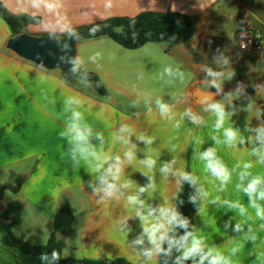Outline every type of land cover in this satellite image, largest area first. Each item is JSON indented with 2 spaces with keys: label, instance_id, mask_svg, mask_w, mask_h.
I'll return each instance as SVG.
<instances>
[{
  "label": "crops",
  "instance_id": "obj_1",
  "mask_svg": "<svg viewBox=\"0 0 264 264\" xmlns=\"http://www.w3.org/2000/svg\"><path fill=\"white\" fill-rule=\"evenodd\" d=\"M0 6L14 16L29 18L20 30L34 36L66 37L67 33L59 31L62 24L77 32L108 18L135 17L147 11L185 14L195 28L191 39L173 46L167 55L149 47L152 43L138 48L144 51L124 71L129 80L125 76L118 78L105 58L104 62L101 60L104 69L94 62L89 70L81 67L98 75L107 90L102 95L80 78L58 69H46L9 50L7 43L14 34L0 16V188L15 174L24 178L19 192H4L0 213L12 201L21 203V222L11 228L15 237L33 245L45 244L54 230L53 219L60 204L67 199L79 224L71 233L60 236L62 259L74 260L70 264H85L82 260L159 264L161 256L146 261L131 243L140 234L141 225L135 209L127 203V196L146 185L151 176L155 190L141 198L153 207H177L185 183H178L179 177H164L159 171L163 163L174 159V168L197 177V187L202 186L208 193L206 199L200 198L193 213L192 230L204 237L209 247L214 246L225 255L230 254L233 246L242 245L241 251L232 257L233 264H264V255L257 259L264 253V221L257 219L248 207V197L237 191L241 169L235 167L250 162L253 175H264V165L250 155L257 145L247 138L255 133L246 130L264 124V55L240 51L238 46V33L246 28L260 33L264 42V0H60L53 12L33 8L31 0H0ZM220 57H226L228 64H223ZM169 67L173 69L172 76L164 72ZM206 68L224 73L219 95L209 85ZM177 70L183 73L182 80ZM230 73L234 75L229 79ZM238 85H242L240 92L236 91ZM207 93L223 102L227 111L234 112L224 127L239 129L244 144L230 148L212 139L217 136L223 141V130L215 131V117L204 111L201 101ZM121 94L134 104L121 101ZM71 96L81 100L77 110L93 130L91 144L97 150L102 148L109 158L120 156L122 172L118 184L132 181L130 187L120 188L122 195L118 194V198L101 200L102 193L93 191L99 187V173L93 171V162L79 155L74 161L73 145L60 135L71 116L65 105ZM157 99L172 107L171 119L161 117ZM250 102L253 107L248 110ZM189 108L203 118L202 123L194 124L188 117L182 119ZM122 125L133 130L130 137L119 132ZM96 133H102L103 139H97ZM140 135L150 137L152 143L138 140ZM118 136H125L130 143L125 145ZM131 145H135V159L127 161L124 152ZM209 147L217 149V155L232 171V180L223 190L199 158ZM147 157L157 162L150 172L141 163ZM217 197L219 201L212 203ZM223 200H239L248 209L247 214L241 216L237 210L222 206ZM228 221L232 226L240 222L243 231L225 229ZM8 223L9 220L0 218V264H57L49 254L28 255L5 245ZM249 227L258 237L255 244L244 239ZM176 255L175 252L174 258ZM42 256L48 259H41Z\"/></svg>",
  "mask_w": 264,
  "mask_h": 264
},
{
  "label": "clouds",
  "instance_id": "obj_2",
  "mask_svg": "<svg viewBox=\"0 0 264 264\" xmlns=\"http://www.w3.org/2000/svg\"><path fill=\"white\" fill-rule=\"evenodd\" d=\"M31 5L33 8L39 9L41 7L47 9L49 12L55 11L60 6V0H31ZM111 6L110 3L108 5ZM59 31L62 33H67L69 38H75L78 34L74 29L68 24H62L59 26ZM95 28L92 29L94 33ZM50 35H53L50 33ZM135 35V34H134ZM58 40V37H54ZM62 52H67L70 50V45L63 44L61 46ZM39 57V54H37ZM100 56L96 53L91 59L95 61L96 58ZM61 62H66L72 65L71 71L76 73L79 71L81 66V59L76 56L62 55L60 58ZM223 64H228V59L226 57H220ZM43 66V62L41 61ZM206 75L210 78L209 85L216 89V95L222 92V82L224 73L221 71H214L212 68H206ZM165 74L172 76L173 69L165 68ZM181 80L183 79V73L177 70V73ZM234 75V73L229 74V79ZM242 85H238L236 91L240 92ZM229 96L231 93L228 94ZM204 105V111L211 113L215 117L214 129L219 132L223 130V141L217 136H213L212 139L216 144L223 143L228 147H235L238 143L244 144L245 138L240 135V131L234 127H224L225 121L229 119L234 112H229L226 110V105L215 99L214 95L207 93L204 95V99L201 101ZM65 105L66 110L71 111V116L69 122L67 123L66 130L61 132L62 137H67L68 141L72 147V159L75 161L77 155L85 161H91L93 171L99 173L98 183L99 187L94 188L93 191L97 194H101V200L105 198H118L120 193V188L130 187L132 181H125L122 185L118 184L120 180V175L122 172L121 158L116 156L114 158L107 157L101 148H97L91 144V138L93 136L92 128L84 123L83 113L77 110L81 105V100L76 96H71L66 99ZM75 106V107H73ZM156 106L159 109L161 117L171 119L172 118V107L164 103L163 101L157 99ZM253 107L250 102L247 106L248 110ZM183 117H188L190 121L194 124H200L203 122V118L192 111L191 108L186 109L183 113ZM179 127V124L176 125ZM248 131L254 132V136H249L247 141L249 143H255L257 146L251 149L250 155L256 158V162L264 165V124H261L252 129H246ZM120 133L127 134L130 137L133 134V130L128 125H122L119 129ZM97 139L102 140L103 134L96 133ZM118 139L122 140L125 145L130 143L128 138L125 136H118ZM138 140L143 141L147 144L152 143L150 137L140 135L137 137ZM135 145H131L129 150L124 152V157L127 161H132L135 159ZM200 160L204 162L205 170L211 174L216 180L220 182L221 190L229 184L232 180V171L223 162V160L217 155V149L215 147H209L199 154ZM111 159V162H109ZM141 163L150 172L156 165V160L147 157L141 161ZM176 161L173 159L171 161L165 162L160 166V173L164 177L169 175L174 177H179V182L188 183L195 189V194L190 196V202L196 203L200 198H207L208 193L203 189L202 186L197 187V177L189 172L177 170L174 168ZM107 164L108 167L105 168L104 165ZM236 168L241 169L238 174L239 182L236 184L237 191L243 192L248 197V207L254 210L255 217L261 221H264V175L256 174L250 171L253 164L250 162H245L243 164L235 165ZM149 182L138 187L135 194L127 196V203L135 209V217L139 219L141 225V232L135 239L131 242L133 245L137 246L140 250V254L145 258L146 261H152L155 257H172L175 251L178 255L175 256L173 264H185L187 261H192V264H233L232 257L236 256L242 248V245L233 246L230 249V254L225 255L219 249L209 247L204 239V237L196 234L195 230H190V221L185 217L175 206L164 204L157 207H153L147 204L141 196L145 193L155 190V184L152 177H148ZM246 181V183H245ZM219 197L211 201L212 203H217ZM222 206H227L229 210H237L241 216L247 214L248 209L239 200H223ZM126 226V221H125ZM232 227V230L236 233L243 231V225L237 222L234 226L231 225V221L225 223L224 228L228 229ZM264 227V225H261ZM177 229H182L183 234H178ZM131 232V229H128ZM257 235L251 227L248 228L244 235V239L255 244L257 240ZM264 255L261 253L257 256ZM52 260H58L59 255L57 252L53 251L51 253ZM41 259H48L47 256H42ZM167 264V261H165Z\"/></svg>",
  "mask_w": 264,
  "mask_h": 264
},
{
  "label": "trees",
  "instance_id": "obj_3",
  "mask_svg": "<svg viewBox=\"0 0 264 264\" xmlns=\"http://www.w3.org/2000/svg\"><path fill=\"white\" fill-rule=\"evenodd\" d=\"M0 16H2L12 28L13 34H21V26L29 21L26 17H17L10 14L6 9L0 6ZM96 31L93 33L92 29ZM82 30L88 31L86 38L96 39L108 37L114 40L122 47L134 50L144 46L147 43H166V52H170L172 47L187 42L194 35L195 28L193 20L182 13L167 12H143L135 17H113L87 26ZM135 34V35H134ZM68 75L75 76L92 85L100 94L106 95L107 91L97 74L79 69L76 73L71 70L65 72ZM24 178L20 175H13L11 180L0 188V199L6 190L15 193L19 192ZM195 194V189L188 183H185L178 196L177 209L189 219L190 230H192V216L200 204V199L196 203L190 202V196ZM21 203L12 201L6 209L0 213V218L9 220L7 224V234L3 238V243L10 247H16L28 255H44L53 251L57 252L59 259L55 260L57 264H70L74 262L71 259H62L61 252L63 242L60 236L71 233L79 224L77 216L72 211L69 200L65 199L53 219L54 230L45 244L33 245L23 239H18L12 232V226L19 225L21 222ZM178 234H183L182 229H177ZM174 253L172 257L161 256L159 264H173ZM85 264H118L116 262L90 261L82 260ZM187 261L185 264H190Z\"/></svg>",
  "mask_w": 264,
  "mask_h": 264
},
{
  "label": "water",
  "instance_id": "obj_4",
  "mask_svg": "<svg viewBox=\"0 0 264 264\" xmlns=\"http://www.w3.org/2000/svg\"><path fill=\"white\" fill-rule=\"evenodd\" d=\"M76 33L78 35L75 38H69V36L58 38L59 42L54 37L21 33L9 39L7 48L18 56L36 64L41 65L42 61L43 67L46 69H58L67 72L72 65L61 62L59 58L62 55L76 57L78 44L88 36V31L86 30H80ZM63 44L70 45V50L66 53L61 50ZM37 54H39V57ZM195 95L196 97L200 96L198 92Z\"/></svg>",
  "mask_w": 264,
  "mask_h": 264
},
{
  "label": "rangeland",
  "instance_id": "obj_5",
  "mask_svg": "<svg viewBox=\"0 0 264 264\" xmlns=\"http://www.w3.org/2000/svg\"><path fill=\"white\" fill-rule=\"evenodd\" d=\"M167 44L166 43H152L149 47H152L154 50L160 49L163 51L164 55H167V52L165 53V48ZM145 49V48H143ZM144 50H129L122 46H120L118 43H116L114 40L105 37L101 39H84L82 40L77 47V56L81 59L82 63L80 66L85 67V70H89V68L92 66V63L100 64L99 66L103 68L101 65V60L105 58V60H108L111 62L110 64L115 68L112 70L114 74H117L118 78H122L125 76V69L126 67H130V64L132 61L134 62V59L139 58V55ZM96 53H99L100 56L93 61L91 58L95 56ZM103 60V62L105 61ZM124 67V68H123ZM104 69V68H103ZM129 80V76H125ZM83 81V80H82ZM102 82V81H101ZM85 85L90 86L92 85L86 81H83ZM103 84V83H102ZM104 85V84H103ZM127 86H130L129 84ZM105 87V86H104ZM93 91L98 93L94 88ZM107 91V90H106ZM99 94V93H98ZM115 95H118V93H114ZM119 96V95H118ZM118 98V97H117ZM121 101H128V105L134 104L132 102L131 98H126L122 94L119 98ZM137 106H141V104H136ZM135 108V105L133 106ZM144 110V108L141 109V111ZM13 195V194H11Z\"/></svg>",
  "mask_w": 264,
  "mask_h": 264
},
{
  "label": "built area",
  "instance_id": "obj_6",
  "mask_svg": "<svg viewBox=\"0 0 264 264\" xmlns=\"http://www.w3.org/2000/svg\"><path fill=\"white\" fill-rule=\"evenodd\" d=\"M239 50L249 51L257 56L264 55V42L260 33L246 28L238 33Z\"/></svg>",
  "mask_w": 264,
  "mask_h": 264
}]
</instances>
